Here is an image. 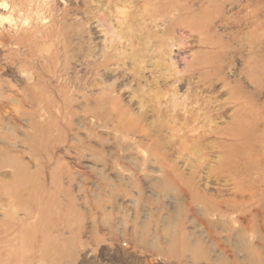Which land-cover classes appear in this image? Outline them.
Listing matches in <instances>:
<instances>
[{
  "label": "rangeland",
  "instance_id": "1",
  "mask_svg": "<svg viewBox=\"0 0 264 264\" xmlns=\"http://www.w3.org/2000/svg\"><path fill=\"white\" fill-rule=\"evenodd\" d=\"M0 264H264V0H0Z\"/></svg>",
  "mask_w": 264,
  "mask_h": 264
}]
</instances>
